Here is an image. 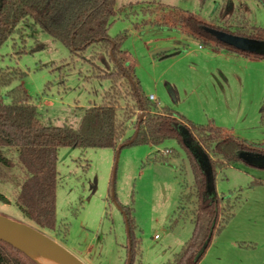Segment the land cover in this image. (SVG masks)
<instances>
[{
  "label": "rangeland",
  "instance_id": "374dc122",
  "mask_svg": "<svg viewBox=\"0 0 264 264\" xmlns=\"http://www.w3.org/2000/svg\"><path fill=\"white\" fill-rule=\"evenodd\" d=\"M229 0H117L109 34L126 32L122 48L129 55L143 92L160 107L178 112L197 125L210 124L240 140L264 146V58L215 50L190 36L176 15L232 29H264V0H231L233 10L223 19ZM154 10L146 13L143 9ZM168 26H156L155 21ZM24 26L0 47V67L26 72L3 93L22 85L38 106L43 123L78 128L85 109L104 102L112 85L96 76L95 65L111 71L113 64L93 46L83 54L41 30ZM219 40L223 32L213 30ZM246 52L264 54V40L234 39ZM165 56L160 57L161 52ZM9 100V99H8ZM129 100L122 99V109ZM121 113L123 111H120ZM134 133L131 127L127 137ZM192 152L210 174L206 151L182 128ZM189 145V144H188ZM190 146V145H189ZM112 148L62 147L58 159L56 225L43 229L16 203L23 174L0 166V213L43 230L85 264H127L129 227L126 211L135 217L132 234L138 243L133 264H170L191 238L193 203L180 204L194 174L184 148L174 139L155 146L134 144ZM168 149L173 152L169 155ZM244 153H241L242 157ZM17 161V155H13ZM246 157V156H245ZM244 157V158H245ZM264 157V156H263ZM264 166L263 160L246 157ZM233 162L216 174V190L228 220L215 233L199 264H264V167ZM186 205V206H185Z\"/></svg>",
  "mask_w": 264,
  "mask_h": 264
},
{
  "label": "trees",
  "instance_id": "16d2710c",
  "mask_svg": "<svg viewBox=\"0 0 264 264\" xmlns=\"http://www.w3.org/2000/svg\"><path fill=\"white\" fill-rule=\"evenodd\" d=\"M116 2L117 0H0V47L14 34L22 36L25 25L49 34L71 48L72 52L83 54L91 46L98 48L100 52L90 61L94 62L101 53H105L113 64L111 71L95 65L96 76L108 77L112 85L105 91L102 105L85 109L78 128L43 123L38 106L32 102V97L22 85L3 93V89L10 86L14 78H23L26 72L0 67V166H18L23 174V181L19 182L17 205L39 227L53 230L56 225L57 166L62 147L117 150L124 144L158 146L166 140L174 139L186 151L194 174V184L190 186L188 193L182 191L180 204L193 203L195 208L193 234L170 264H199L210 248L215 233L228 220L227 208L214 190L217 170H223L233 162H244L240 156L242 152L264 154V146L240 140L213 124H194L178 112L152 103L143 92L129 55L122 48L127 33L116 37L109 34L112 19L117 12ZM232 8L231 0L227 1L223 19L232 13ZM143 10L146 13L154 11L149 8ZM176 16L174 25L182 24L190 36L203 39L204 43L215 50L264 58L263 54H252L220 41L211 32L218 30L264 40V29L249 31L244 26L232 29L228 20L222 25H215L192 14ZM154 25L172 26L167 21L159 20ZM163 56L165 52L160 53V57ZM122 99L129 100L123 109L120 104ZM262 116L264 118V108ZM131 127L134 128V133L126 138ZM182 128L208 153L211 175L204 171L186 144ZM168 150L167 155L173 152ZM14 154L17 155V161L14 160ZM0 200L9 202L1 191ZM125 211L129 227L128 261L133 264L138 243L132 234L135 217L131 216L128 208ZM0 264L39 263L23 250L0 238Z\"/></svg>",
  "mask_w": 264,
  "mask_h": 264
},
{
  "label": "water",
  "instance_id": "95a60500",
  "mask_svg": "<svg viewBox=\"0 0 264 264\" xmlns=\"http://www.w3.org/2000/svg\"><path fill=\"white\" fill-rule=\"evenodd\" d=\"M212 31L213 30H211V32ZM220 32H222V31H220ZM223 33L225 34L226 39L220 40V41L228 43L234 47H237L232 43L234 39L245 38V37L236 36V35H233L230 33H225V32H223ZM237 48L241 49L239 47H237ZM241 50L245 51L244 49H241ZM253 53H256V52H253ZM257 54H259V53H257ZM142 117H143V115L141 114L140 118H142ZM186 143L188 144L187 141H186ZM121 146H123V145H121ZM121 146L119 147V151H120V148H122ZM124 146H125V144H124ZM191 151H192V149H191ZM254 156H255V154H250L249 156L247 155L246 157L247 158L250 157L251 159L257 160L256 158H254ZM242 158L247 163L253 164V163L249 162L248 160H246L243 156H242ZM263 158L264 157L261 156L260 160H263ZM211 172H212V168H211ZM211 172L209 174L206 171V173L208 175H211ZM210 189L212 190L213 188L211 187ZM0 238L12 243L13 245L18 247L19 249L23 250L31 258H33V257L24 248H22L21 246L16 244L14 241L10 240L9 238L28 239V240L46 248L48 251H50L52 254H54L59 260H61L64 264H85L81 259H79L72 252H70L65 246H63L62 244L57 242L55 239H53L51 236H49L43 230L39 229L36 226H33L31 224H28V223H25V222H22V221H19L16 219H13V218H11L7 215L1 214V213H0ZM34 260L37 263H39L36 259H34ZM127 264H129V261Z\"/></svg>",
  "mask_w": 264,
  "mask_h": 264
},
{
  "label": "bare ground",
  "instance_id": "6f19581e",
  "mask_svg": "<svg viewBox=\"0 0 264 264\" xmlns=\"http://www.w3.org/2000/svg\"><path fill=\"white\" fill-rule=\"evenodd\" d=\"M16 244L24 248L34 259L40 264H64L54 254L48 251L46 248L28 240V239H17L9 238Z\"/></svg>",
  "mask_w": 264,
  "mask_h": 264
},
{
  "label": "crops",
  "instance_id": "0c3cea01",
  "mask_svg": "<svg viewBox=\"0 0 264 264\" xmlns=\"http://www.w3.org/2000/svg\"><path fill=\"white\" fill-rule=\"evenodd\" d=\"M151 95H153V94H151ZM152 101V100H151ZM158 107H160V104H159V106ZM187 141V140H186ZM193 142H195V143H197V141L196 140H194L193 139ZM191 142H188V144L190 145H188L187 143V145L189 146V148L190 149H192V146H191V144H190ZM193 151V150H192ZM193 153V152H192ZM207 153V152H206ZM242 153H244L243 154V157H245V156H249L250 154H255V156H254V158H256L257 160L259 159L260 160V157L261 156H264V154H258V153H253V152H242ZM208 154V153H207ZM196 157V156H195ZM208 157H209V155H208ZM197 158V157H196ZM198 160V159H197ZM209 160H210V157H209ZM199 161V160H198ZM246 162V161H245ZM199 163H200V161H199ZM247 163V162H246ZM200 165L202 166V164L200 163ZM250 165H253V166H258V167H260L261 165L260 164H257V163H253V164H250ZM261 167H264V166H261ZM202 168L204 169V171L206 172V170H207V167H203L202 166ZM210 168H211V163H210ZM190 188V187H189ZM214 190L217 192V190H216V184H215V187H214ZM183 192L185 191V193H186V190H182ZM182 191H181V193H182ZM218 193V192H217Z\"/></svg>",
  "mask_w": 264,
  "mask_h": 264
},
{
  "label": "built area",
  "instance_id": "2783aa9c",
  "mask_svg": "<svg viewBox=\"0 0 264 264\" xmlns=\"http://www.w3.org/2000/svg\"><path fill=\"white\" fill-rule=\"evenodd\" d=\"M149 99L153 101L156 100V97L154 95H150Z\"/></svg>",
  "mask_w": 264,
  "mask_h": 264
}]
</instances>
